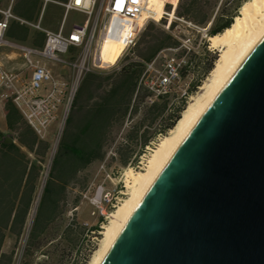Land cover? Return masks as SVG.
Masks as SVG:
<instances>
[{
    "label": "trees",
    "instance_id": "trees-1",
    "mask_svg": "<svg viewBox=\"0 0 264 264\" xmlns=\"http://www.w3.org/2000/svg\"><path fill=\"white\" fill-rule=\"evenodd\" d=\"M247 1L179 0L175 16L197 28L209 25L207 35L215 36L231 26ZM163 25L147 22L114 66L82 76L44 178L49 141L38 138L17 116L11 99H4L8 127L16 130V143L7 142L0 132V264H12L14 249L25 230V264L38 255L44 257L42 264H86L87 255L81 258L78 253L80 233H76L84 228L65 219L71 197L75 208L86 190L84 172L93 163L104 161L108 152L118 168L136 167L146 148L174 127L187 95L198 86L192 85L175 103L174 91L155 96L144 84L146 65L155 63L162 52L181 46L172 33L175 23L168 29ZM203 52L209 62L207 71L216 57L206 50V44ZM189 66L188 60L180 66L178 79ZM102 218L99 215L100 222ZM91 231L99 232V224ZM72 254L71 261H66Z\"/></svg>",
    "mask_w": 264,
    "mask_h": 264
},
{
    "label": "water",
    "instance_id": "water-1",
    "mask_svg": "<svg viewBox=\"0 0 264 264\" xmlns=\"http://www.w3.org/2000/svg\"><path fill=\"white\" fill-rule=\"evenodd\" d=\"M101 264H264V37L177 148Z\"/></svg>",
    "mask_w": 264,
    "mask_h": 264
},
{
    "label": "built area",
    "instance_id": "built-area-1",
    "mask_svg": "<svg viewBox=\"0 0 264 264\" xmlns=\"http://www.w3.org/2000/svg\"><path fill=\"white\" fill-rule=\"evenodd\" d=\"M147 1L68 0L64 4L65 10L84 14L86 21L74 24L67 34L43 31L45 41L41 49L15 45L7 41L4 34L11 15L8 11L3 13V18L0 20V49H15L23 60V70L27 71L29 76L21 81L19 73L5 69L0 63V92L8 93V97L25 123L39 138L43 139L46 136L48 128L57 120L60 113L66 117L82 76L88 72L106 69L100 66L98 55L102 39L109 31V20L117 17L133 21L141 13H146L145 22L154 21L152 11L147 8ZM166 4L170 6V11L173 13L175 8L169 3ZM90 20L91 28H89ZM184 23L192 26L188 22ZM194 28L205 34L207 32V28ZM138 32L129 33L126 36L125 49L134 45ZM73 48L77 49V52L70 55L69 52ZM50 64L66 67L69 70L68 78L54 74ZM153 64L154 61L146 65L143 82L156 96L161 93L158 90L159 87L163 89L178 79V69L181 65L172 58L165 59L162 70L159 72L154 70ZM151 72L157 74L156 86L152 81L146 82V75ZM159 137L160 135L157 139ZM12 264H25L22 260V251L14 255Z\"/></svg>",
    "mask_w": 264,
    "mask_h": 264
},
{
    "label": "bare ground",
    "instance_id": "bare-ground-1",
    "mask_svg": "<svg viewBox=\"0 0 264 264\" xmlns=\"http://www.w3.org/2000/svg\"><path fill=\"white\" fill-rule=\"evenodd\" d=\"M165 3L170 0H148L147 8L152 11L154 21H160L166 12ZM146 13L136 20L113 18L108 23V34L102 39L99 49L100 66L109 68L121 57L125 49V38L129 33H137L143 26ZM172 18V13L167 14ZM264 37V0H249L242 4L238 16L224 32L208 37V48L219 53L214 67L204 85L181 112L179 120L153 149L137 171L128 168L124 180V197L119 199L115 210L107 214V222L100 231V242L90 257L88 264H101L131 215L146 195L147 191L167 165L172 155L187 137L191 129L204 114L215 97L229 81L236 69L243 63L248 52ZM98 196V195H97Z\"/></svg>",
    "mask_w": 264,
    "mask_h": 264
},
{
    "label": "rangeland",
    "instance_id": "rangeland-1",
    "mask_svg": "<svg viewBox=\"0 0 264 264\" xmlns=\"http://www.w3.org/2000/svg\"><path fill=\"white\" fill-rule=\"evenodd\" d=\"M170 1L171 3H176L177 0ZM164 10L167 14H171L170 6L168 4L165 5ZM174 17H176L175 10L172 13V18H169L167 15H165L164 18H162L158 22L147 21L156 24L163 22L164 29H168L170 23L174 22L175 25L172 29V33L179 39L181 43V50L174 49L162 52L157 61L153 64V68L154 70L161 72L165 59L170 58L174 59L175 62L180 63L181 66L185 63V61H190V66L186 68V70L183 72V74H181L179 79H176L169 86L163 89H161L160 87L158 88V90L160 91H174L177 97H172V101L178 103L180 102L179 99L185 94L186 91H188V89L191 88L192 85H198L192 93L187 95L185 104L186 108L193 97H195L197 94L202 93L201 87L204 85L207 78L209 77L210 72L214 67L215 61L219 56V53L208 48L209 36L207 35V33L205 34V32L187 25L186 23H184V21L176 20ZM147 22H145L142 27H144ZM91 27L92 26L90 20L89 28ZM142 27L140 28V30L142 29ZM204 44H206V50L216 57L215 61L212 63V67L210 68V70L207 71L206 69L209 67V62L207 56L203 52ZM11 50L16 51L15 49ZM181 52L183 53L180 54ZM49 66L54 74L59 75L65 79L68 78L69 70L66 67H63L59 64H50ZM56 68H62L65 72V75H61L58 70H55ZM146 76V82L152 81L155 86L157 85L158 81L156 79V73L151 72L149 75ZM6 97H8V93L5 91H1L0 99L2 100ZM64 119L65 117H63V114L60 113L58 115L57 120L50 125L46 133L45 139H47L50 143V151L47 161L45 163V171L43 173V178L46 175L50 159L55 151L59 134L63 127ZM160 138L161 136L157 139L155 143L152 144L151 147L148 148L153 149L159 142ZM148 148H146V152L139 158V163L138 165H136V167L118 168L115 162L110 160V152H108L104 161L93 163L84 172L83 184L86 185V190L82 193L78 205L75 208H72V197L71 200L67 203L65 219H67L69 222L73 221L77 226L84 228L83 230L81 229L79 232L77 231L76 233H80L77 245L78 253H81V258H83L84 254L87 255L86 264H88V261L92 256L93 252L97 250V246L101 238L100 231L102 230L104 224H106L107 222V214L115 210V207L119 203V199L124 197L121 193L124 191V180L126 178L127 169L131 168L137 171L141 166L142 159L144 160L150 152ZM78 183L80 185V183H82V180ZM75 193L76 192H73L72 195H76ZM99 215L103 217L102 222H100L99 220ZM96 224H99L100 231L95 233L91 231V227L95 226ZM73 235L76 234L74 233ZM26 236L27 230H25L24 234L22 235L19 243L17 244V247H15L14 255L16 253H19V251H22L23 254ZM8 247L9 245L7 244L6 249ZM78 253H76L77 258ZM73 255L74 254H72V256L70 257L68 255L65 260L71 261ZM43 259L44 257L38 255L36 258H33L30 263L42 264L41 261Z\"/></svg>",
    "mask_w": 264,
    "mask_h": 264
},
{
    "label": "crops",
    "instance_id": "crops-1",
    "mask_svg": "<svg viewBox=\"0 0 264 264\" xmlns=\"http://www.w3.org/2000/svg\"><path fill=\"white\" fill-rule=\"evenodd\" d=\"M67 1L0 0V20L3 18L4 12L8 11L11 15L5 30V39L15 45L41 49L45 41L43 31L52 33L62 32L63 34L69 33L74 24L86 21V16L74 10L66 11L64 4ZM76 52L77 49L73 48L69 54L71 55ZM0 63L5 69L19 73L21 81L26 80L29 76L28 72L23 70V60L17 51L11 50L10 48L0 49ZM55 70H58L61 75H65L62 68H56ZM4 99L1 100L0 104V132L7 142L16 143V130H11L8 127L3 104ZM14 108L17 116L23 120L15 106ZM42 140L47 139L44 137Z\"/></svg>",
    "mask_w": 264,
    "mask_h": 264
}]
</instances>
